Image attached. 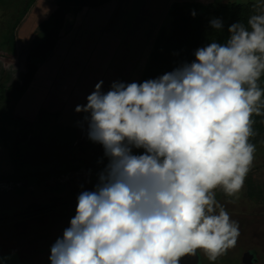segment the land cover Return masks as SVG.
<instances>
[{
	"label": "clouds",
	"instance_id": "9594fccd",
	"mask_svg": "<svg viewBox=\"0 0 264 264\" xmlns=\"http://www.w3.org/2000/svg\"><path fill=\"white\" fill-rule=\"evenodd\" d=\"M248 25L233 23L225 44L200 47L193 62L156 78L115 80L106 92L100 80L76 105L86 114L77 125L86 122L107 163L77 195L49 264H180L197 249L215 261L235 244L239 226L215 190L239 193L256 151L249 138L264 107V13ZM210 26L220 30L222 20Z\"/></svg>",
	"mask_w": 264,
	"mask_h": 264
},
{
	"label": "rangeland",
	"instance_id": "374dc122",
	"mask_svg": "<svg viewBox=\"0 0 264 264\" xmlns=\"http://www.w3.org/2000/svg\"><path fill=\"white\" fill-rule=\"evenodd\" d=\"M31 1L36 2L0 0V83L9 85L21 78L28 64L38 65L26 90L0 87V256H11L5 264H33L36 254L28 249L35 236L40 256L49 264L50 246L75 215L77 195L93 188L107 163L99 160H107L102 146L86 138V122L83 130L77 125L86 114L76 113V105L86 103L100 80L105 92L115 80L139 81L158 34L171 30L175 2L202 7L225 0H104L79 8L73 5L52 50L36 59L27 53L41 29L36 24L28 37L18 32L23 16L28 15L23 5ZM255 1L264 13V0ZM57 5L56 0L52 10L40 11L44 6L36 4L28 20L42 21ZM252 144L254 160L241 191L228 196L222 188L215 190L216 200L239 226L236 242L215 261L201 250L199 264H243L245 249L255 255V264H264V133ZM86 160L97 165L80 163ZM67 191L75 199L73 204L56 205L46 214L12 223L30 202L65 196Z\"/></svg>",
	"mask_w": 264,
	"mask_h": 264
},
{
	"label": "trees",
	"instance_id": "16d2710c",
	"mask_svg": "<svg viewBox=\"0 0 264 264\" xmlns=\"http://www.w3.org/2000/svg\"><path fill=\"white\" fill-rule=\"evenodd\" d=\"M100 1L104 0H57V7L47 18L39 22L38 27L41 29L40 37L28 49L27 56L35 59L37 57L44 58L52 50L69 7L74 5L76 8H79ZM193 10L196 13L194 17L191 15ZM261 13L263 12L259 9L258 2L254 0H250V2L225 0L216 5L209 3L202 7L190 3L175 2L171 9V30L170 32L162 30L158 34L156 43L151 50L150 60L139 81L142 82L146 79L156 78L167 72H171L174 68L185 62H193L195 60L194 53L200 47H204L212 42L225 44L230 37L228 28L233 23L240 22L250 31L251 28L248 25L249 18L252 15ZM213 18L222 20V29L216 30L210 26V20ZM37 68L36 62L28 64L26 71L20 79L12 81L9 85L0 83V87L4 91H11L12 89L26 90ZM258 84L264 89V75L261 76ZM262 101H264V97H262ZM251 118L254 135L249 138V142L256 143L258 135L264 133V107L261 108L260 115L254 113ZM99 160L107 161L104 158ZM91 161L87 162L86 160L80 163L82 165H88L89 163L97 165V162L91 163Z\"/></svg>",
	"mask_w": 264,
	"mask_h": 264
},
{
	"label": "flooded vegetation",
	"instance_id": "af4514ba",
	"mask_svg": "<svg viewBox=\"0 0 264 264\" xmlns=\"http://www.w3.org/2000/svg\"><path fill=\"white\" fill-rule=\"evenodd\" d=\"M62 170L60 169L59 171H62ZM50 171H54V170H49V169L47 170V172H50ZM31 182H33V181H31ZM35 182H37V181H35ZM41 183H42V181H41ZM68 194L69 193L67 191V195H65V196L54 195L51 199H45V200L42 199L39 201L30 202L31 206L19 210V213H17V215H16L17 218L13 219L14 221L12 220L13 221L12 223L13 224L18 223L20 221V218L37 217V216H40L42 214H46V212L53 211L55 209L56 205L59 206L61 204H68V205L73 204L75 199L72 200L68 196ZM70 200H72V201H70ZM17 219H18V221H17ZM249 220H251V219L249 218ZM249 220L247 222L252 223ZM17 225H19V224H17ZM62 234H63V232L60 235H62ZM36 237L37 236H35L31 239V244L29 245V249H28L31 251L32 254H36L34 258H37V260L34 259V260H32V262H33V264H47L46 260L45 261L42 260V258L40 256V254H42V251H41L42 249H40V247H38V246L36 247V241H37ZM201 250H202V252H204L203 249H197L198 260L196 262L187 263V264H199L200 262H202L201 261V256H202ZM244 251H247V250L245 249ZM244 251H243V253H244ZM243 253L241 255V259L243 257ZM252 255H253L252 261L249 264H255L257 262V258H255V255L254 254H252ZM242 262H243V260H242ZM243 264H246V263L243 262Z\"/></svg>",
	"mask_w": 264,
	"mask_h": 264
},
{
	"label": "crops",
	"instance_id": "0c3cea01",
	"mask_svg": "<svg viewBox=\"0 0 264 264\" xmlns=\"http://www.w3.org/2000/svg\"><path fill=\"white\" fill-rule=\"evenodd\" d=\"M255 1V0H254ZM56 2V0H54V2H53V4ZM250 2V1H249ZM51 3H52V1L51 0H36V2L35 1H33L32 3H30V2H26L24 5H23V13H24V15L25 14H28V15H25V16H23L22 18H23V21H22V23H21V25L19 26V30H18V32H19V34H20V36H22V37H28V34H29V32H31L32 31V29H34L35 27H36V24L38 25L39 24V22L37 23V21L38 20H33V21H30V20H28V17H29V14L30 13H32V12H34L35 11V9H36V4H40V5H42V6H44V8H42L40 11H44V10H47V9H49V10H52V5H51ZM25 5L29 8H25ZM49 5L51 6V8L49 7ZM22 18L21 19H19L18 20V22L16 23V24H14V27H13V29L15 30L16 29V27L18 26V23L22 20ZM36 18V17H35ZM34 18V19H35ZM29 21V22H28ZM33 32V31H32Z\"/></svg>",
	"mask_w": 264,
	"mask_h": 264
},
{
	"label": "water",
	"instance_id": "95a60500",
	"mask_svg": "<svg viewBox=\"0 0 264 264\" xmlns=\"http://www.w3.org/2000/svg\"><path fill=\"white\" fill-rule=\"evenodd\" d=\"M252 253L250 251H244L242 260L244 263L249 264L252 261ZM198 260V251L196 250L194 255H186L181 258L180 264L193 263Z\"/></svg>",
	"mask_w": 264,
	"mask_h": 264
}]
</instances>
